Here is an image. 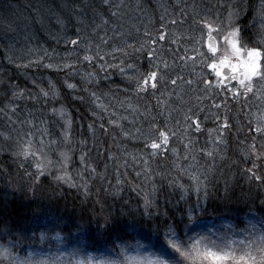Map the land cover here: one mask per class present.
<instances>
[{
    "label": "trees",
    "instance_id": "16d2710c",
    "mask_svg": "<svg viewBox=\"0 0 264 264\" xmlns=\"http://www.w3.org/2000/svg\"><path fill=\"white\" fill-rule=\"evenodd\" d=\"M260 5L261 0H0V211L6 220L0 229L24 226L25 213L19 210L39 206L41 212L83 224L96 234L104 216L127 219L120 213L141 208L144 193L151 194L155 186L161 215L145 225L164 230L169 217L179 216L186 202L196 198L190 191L186 200L180 199L182 192L173 182L191 185L180 169L207 175L206 223L213 231L231 236L229 224L240 233L248 226L246 217L264 215V183L250 180L248 171L264 176V135L252 130L256 117L264 114V82L254 84L258 97L249 94L237 102L218 89L206 92L200 78L209 77L210 70L199 56L195 61L187 58L199 48L204 20L223 28L230 12L243 42L264 46ZM161 32L167 33L166 39L154 45L150 62L146 42ZM76 38L80 44L73 48L68 41ZM98 50L104 61H84L85 54L95 56ZM154 64L164 76L160 91L137 96L134 80L127 77L154 70ZM178 74L194 83L178 81L173 91L168 81ZM158 100L163 103L158 105ZM185 113L201 121L200 132H188L190 144ZM225 117L231 127L221 138L218 122ZM153 124H167L176 132L169 145L176 155H147L150 150L143 141ZM29 141L33 151L46 157L43 176L36 175L34 157L18 155ZM210 150L212 156L206 155ZM65 173L75 187L55 179ZM9 238L0 231V244ZM28 243L22 239L13 251L23 257ZM54 244L45 247L54 250Z\"/></svg>",
    "mask_w": 264,
    "mask_h": 264
},
{
    "label": "snow or ice",
    "instance_id": "6c2138e0",
    "mask_svg": "<svg viewBox=\"0 0 264 264\" xmlns=\"http://www.w3.org/2000/svg\"><path fill=\"white\" fill-rule=\"evenodd\" d=\"M107 4L109 0H104ZM260 13L264 16V0H261ZM113 16L116 12L112 13ZM238 15V14H237ZM233 13H229V23L226 27H221L204 20L202 27L204 34L200 37L199 48L192 51L195 55L187 57L195 61L197 56L201 62L210 70L209 77H201V81L206 92L218 89L220 92L231 94V98L247 100L249 94L258 97L254 84L264 82V46L249 47L243 42L241 29L232 21ZM177 21L171 20L172 24ZM104 24L108 21L104 20ZM145 36L149 33L145 31ZM167 33L161 32L155 39H149L146 43L149 46L147 58L151 62L155 56L154 45L157 41H164ZM103 39V38H102ZM175 42V41H174ZM73 48L80 44L79 38L68 41ZM107 43V40H104ZM133 47L134 45H129ZM144 45H141L143 50ZM91 51L90 46L87 49ZM84 61L92 63L93 59L105 60L99 50L95 56L85 54ZM183 59V57H182ZM52 67V65H47ZM73 65L65 64L63 67L71 68ZM103 67V65H102ZM132 68V65H128ZM168 65L165 62L164 68ZM154 70L136 76H128L127 79L134 80V91L137 96L140 94H152L160 91L164 83V76L160 72L159 64L153 65ZM122 74L126 73L124 67L120 68ZM92 75V74H89ZM178 81L183 84L192 85L191 79H185L182 75H177L170 79L168 83L175 91L179 87ZM69 88H75L73 84H68ZM48 95V93H44ZM95 97V93H92ZM179 98V97H178ZM200 99L199 97H197ZM227 99V95L225 96ZM163 102L158 100V105ZM104 107L103 105H98ZM214 107L221 108V104H214ZM107 110L106 108L104 109ZM136 111V109H133ZM191 109H189V112ZM169 118L171 113L169 112ZM185 136L191 143L188 136L189 130L192 132L201 131V121L185 113ZM70 125V121L68 122ZM109 123H115L110 120ZM219 123V136L222 138L224 130L230 129L231 125L225 117ZM252 121H249L251 125ZM104 127L103 124L100 125ZM92 128V125H89ZM152 133L143 141L144 148L150 150L147 155L155 157L162 153L171 151L176 155V150L170 149L169 145L176 132L165 124L151 126ZM128 136V132H124ZM255 133L264 135V114L256 117ZM107 131V129H105ZM137 132L139 130L137 129ZM68 132L65 131L64 138L68 139ZM223 142L218 139L217 143ZM43 143V140H41ZM186 148L189 146L185 145ZM255 154V144L250 146ZM215 150V149H213ZM205 154L212 156V151ZM18 155L24 159L34 157L37 177L43 176L46 170V157L32 150L31 142H26ZM187 158V157H185ZM259 159L260 156L257 155ZM68 157L65 156L64 167H67ZM84 156H81L83 163ZM51 161H47L50 164ZM147 163V162H146ZM255 167V165L253 166ZM188 175L191 185L186 187L182 183L173 182L175 187L182 192L181 200H186L189 192L195 193V201L185 204V208L180 211V215L172 214L170 223L166 224L164 230L159 228L146 227L145 222L153 223L161 215L155 198V186L151 194L145 192L143 195L142 207L132 209L129 212H121L120 217L114 218L111 215L103 217V222L97 223L96 234L88 231L87 227L79 223H69V221L59 215L48 212H41L39 206L35 209L22 207L19 212L25 213L24 226L16 224L12 229L2 228L0 231L5 236L10 237L7 244H0V264H264V215L254 214L246 217L248 226L242 232H235V225L229 224L232 235L221 233L218 229L213 231L208 228L206 218L208 217V184L207 175L204 173L189 172L187 169H180ZM147 171V169H145ZM249 179L259 183H264V176L257 175L251 169ZM95 172V169H92ZM139 176L140 173L138 172ZM57 176V181L68 183L69 187L76 185L70 177ZM145 179H151L146 176ZM120 183V181H117ZM85 195H87V185H84ZM119 193H117L118 195ZM264 204V201H262ZM264 211V209H262ZM13 213L19 214L16 209ZM30 212L31 215H27ZM167 215V213H165ZM6 224L3 212L0 211V225ZM240 236L242 238H233ZM28 240L26 254L22 257L16 254L13 249L18 246L21 240ZM55 242L54 250L45 247L46 244ZM92 252L100 253L93 255Z\"/></svg>",
    "mask_w": 264,
    "mask_h": 264
},
{
    "label": "rangeland",
    "instance_id": "374dc122",
    "mask_svg": "<svg viewBox=\"0 0 264 264\" xmlns=\"http://www.w3.org/2000/svg\"><path fill=\"white\" fill-rule=\"evenodd\" d=\"M22 41H23V39H22ZM28 39L23 43V45H25V46H27L28 45Z\"/></svg>",
    "mask_w": 264,
    "mask_h": 264
}]
</instances>
